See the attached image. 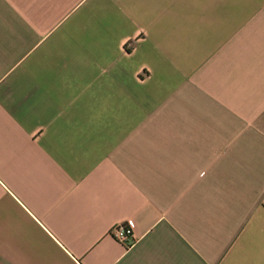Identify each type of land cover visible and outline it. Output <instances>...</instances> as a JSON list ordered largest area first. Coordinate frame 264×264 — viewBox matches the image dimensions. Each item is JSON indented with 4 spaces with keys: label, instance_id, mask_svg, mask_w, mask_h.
I'll use <instances>...</instances> for the list:
<instances>
[{
    "label": "crops",
    "instance_id": "obj_1",
    "mask_svg": "<svg viewBox=\"0 0 264 264\" xmlns=\"http://www.w3.org/2000/svg\"><path fill=\"white\" fill-rule=\"evenodd\" d=\"M0 264H264V0H0Z\"/></svg>",
    "mask_w": 264,
    "mask_h": 264
},
{
    "label": "built area",
    "instance_id": "obj_2",
    "mask_svg": "<svg viewBox=\"0 0 264 264\" xmlns=\"http://www.w3.org/2000/svg\"><path fill=\"white\" fill-rule=\"evenodd\" d=\"M112 235L118 242L127 247H131L136 241L134 226L131 222L116 226L112 230Z\"/></svg>",
    "mask_w": 264,
    "mask_h": 264
}]
</instances>
